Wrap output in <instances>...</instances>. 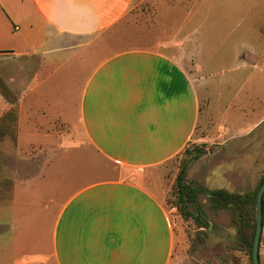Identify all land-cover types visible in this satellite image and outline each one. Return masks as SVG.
I'll return each instance as SVG.
<instances>
[{
  "label": "crops",
  "instance_id": "1",
  "mask_svg": "<svg viewBox=\"0 0 264 264\" xmlns=\"http://www.w3.org/2000/svg\"><path fill=\"white\" fill-rule=\"evenodd\" d=\"M145 1L151 0H0V68L11 61L19 72L9 85L0 80V116L10 100L25 97L27 85L50 83L57 67L80 56L73 66L86 69L79 137L68 147L84 154L89 168L110 165L106 175L88 174L62 195L14 203L10 213L5 206V215L1 205L0 264H169L174 235L167 192L153 169L183 152L200 105L183 65L161 51L164 43L122 50L105 44V35L118 38L115 26ZM16 180L25 185L37 178Z\"/></svg>",
  "mask_w": 264,
  "mask_h": 264
},
{
  "label": "rangeland",
  "instance_id": "2",
  "mask_svg": "<svg viewBox=\"0 0 264 264\" xmlns=\"http://www.w3.org/2000/svg\"><path fill=\"white\" fill-rule=\"evenodd\" d=\"M116 29L118 38L107 41L105 35L104 40L112 50L158 48L164 43L161 51L183 65L199 98V124L191 141L169 163L153 169V180H159L166 197L182 163H187V179L200 186L241 194L252 190L264 172V0L145 1ZM80 60L79 56L62 63L46 85H27L29 92L11 105L17 116L15 136L0 141L3 215L5 206L10 213L14 203H39L43 193L62 195L90 174L103 176L109 171L105 161L102 172L89 168L85 155L68 147L79 137L77 104L86 69L73 66ZM3 69L0 80L9 85L19 72L11 61ZM30 71L27 68L25 76ZM10 85L6 86L15 91ZM0 93L5 94L1 82ZM41 109L50 114L43 115ZM193 154L199 158L189 161ZM227 170L241 176H228ZM18 176L37 180L22 185L15 181ZM32 194L35 197L30 198ZM199 200L209 228L207 237L194 246L195 225L167 205L174 235L169 264H252L247 254L231 249L235 229L227 214H214L204 196ZM8 251L10 257L17 255L16 250ZM258 260L264 264V219Z\"/></svg>",
  "mask_w": 264,
  "mask_h": 264
},
{
  "label": "trees",
  "instance_id": "3",
  "mask_svg": "<svg viewBox=\"0 0 264 264\" xmlns=\"http://www.w3.org/2000/svg\"><path fill=\"white\" fill-rule=\"evenodd\" d=\"M15 100L9 101L12 106L13 104L16 105ZM12 106L0 117V141L6 136L11 138L15 136L17 116L16 110ZM198 158V154H193L188 160H197ZM186 172L187 163H182L175 176L171 195L167 196V205L175 210L183 221H190L195 225L196 234L191 239L193 246L196 241H202L207 237L206 232L209 228V223L204 219L205 214L199 200L200 196H204L207 201V208L210 211L214 214L222 211L229 217L230 224L235 229V242L234 247L231 249L247 254L251 260L255 234V198L260 185L264 181V172L256 186L243 194L222 188L209 189L200 186L189 181ZM261 212V227L263 228L264 194L261 201Z\"/></svg>",
  "mask_w": 264,
  "mask_h": 264
},
{
  "label": "water",
  "instance_id": "4",
  "mask_svg": "<svg viewBox=\"0 0 264 264\" xmlns=\"http://www.w3.org/2000/svg\"><path fill=\"white\" fill-rule=\"evenodd\" d=\"M264 194V181L260 185L256 198H255V234L252 244V253H251V260L252 264H259L258 260V247H259V240L261 235V219H262V212H261V201L262 196Z\"/></svg>",
  "mask_w": 264,
  "mask_h": 264
}]
</instances>
